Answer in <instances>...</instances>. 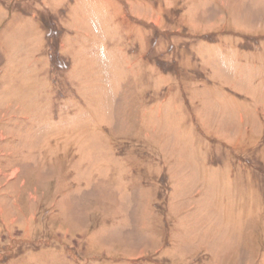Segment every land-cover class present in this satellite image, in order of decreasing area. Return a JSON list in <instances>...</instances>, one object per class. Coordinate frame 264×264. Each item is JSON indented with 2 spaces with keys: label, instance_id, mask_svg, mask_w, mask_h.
I'll list each match as a JSON object with an SVG mask.
<instances>
[{
  "label": "rangeland",
  "instance_id": "rangeland-1",
  "mask_svg": "<svg viewBox=\"0 0 264 264\" xmlns=\"http://www.w3.org/2000/svg\"><path fill=\"white\" fill-rule=\"evenodd\" d=\"M0 264H264V0H0Z\"/></svg>",
  "mask_w": 264,
  "mask_h": 264
},
{
  "label": "crops",
  "instance_id": "crops-1",
  "mask_svg": "<svg viewBox=\"0 0 264 264\" xmlns=\"http://www.w3.org/2000/svg\"><path fill=\"white\" fill-rule=\"evenodd\" d=\"M244 204H245V202L242 201V202L239 204V206L242 207Z\"/></svg>",
  "mask_w": 264,
  "mask_h": 264
}]
</instances>
